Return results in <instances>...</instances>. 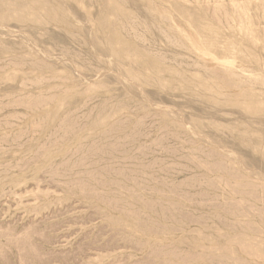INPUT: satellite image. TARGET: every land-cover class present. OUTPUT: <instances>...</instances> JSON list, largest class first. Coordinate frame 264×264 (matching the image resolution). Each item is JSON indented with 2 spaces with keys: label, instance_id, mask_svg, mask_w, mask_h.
Returning <instances> with one entry per match:
<instances>
[{
  "label": "rangeland",
  "instance_id": "obj_1",
  "mask_svg": "<svg viewBox=\"0 0 264 264\" xmlns=\"http://www.w3.org/2000/svg\"><path fill=\"white\" fill-rule=\"evenodd\" d=\"M0 119V264H264V0H0Z\"/></svg>",
  "mask_w": 264,
  "mask_h": 264
},
{
  "label": "bare ground",
  "instance_id": "obj_2",
  "mask_svg": "<svg viewBox=\"0 0 264 264\" xmlns=\"http://www.w3.org/2000/svg\"><path fill=\"white\" fill-rule=\"evenodd\" d=\"M233 1H234V0H233ZM24 3H26V2H24ZM235 4H236V3H235ZM26 6H27V5H26ZM36 8H37V7H36ZM32 9H33V7H32ZM35 10H36V9H35ZM29 12H30V11H29ZM34 12H35V11H34ZM30 13H31V12H30ZM236 14H237V13H236ZM244 17H245V16H244ZM237 18H238V17H237ZM24 19H25V18H24ZM21 23H22V22H21ZM8 32H9V31H8ZM11 52H12V51H11ZM5 53H6V52H5ZM5 53H4V54H5ZM8 54H9V53H8ZM6 55H7V54H6ZM13 55H14V54H13ZM16 57H17V56H16ZM18 57H19V56H18ZM9 59H11V58L9 57ZM26 63H27V62H26ZM29 63L31 64V62H29ZM14 64H15V62H14ZM24 64H25V63H24ZM32 64H33V63H32ZM18 65H19V64H18ZM26 65H27V64H26ZM19 66H20V65H19ZM32 66H34V65H32ZM18 68H19V67H18ZM218 68H220V67H218ZM221 68H222V67H221ZM205 70H206V69H205ZM207 71H208V70H207ZM230 71H231V70H230ZM224 74H225V73H224ZM229 75H230V74H229ZM101 77H102V76H101ZM98 79H99V78H98ZM216 79H217V77H216ZM44 81H45V80H44ZM93 81H94V80H93ZM240 84H241V83H240ZM232 86H233V85H232ZM74 92H75V91H74ZM16 93H17V92H16ZM40 93H41V92H40ZM12 94H13V93H12ZM12 94H11V95H12ZM19 94H20V93H19ZM22 94H23V92H22ZM41 94H42V93H41ZM53 94H54V93H53ZM53 94H50L49 96L52 97L51 95H53ZM73 94H74V93H73ZM26 95H27V94H26ZM32 95H33V94H32ZM55 95H56V94H55ZM57 95H58V94H57ZM69 95H70V94H69ZM24 96H25V94H24ZM30 96H31V95H30ZM41 96H43V95H41ZM41 96H40V100H41ZM26 97H27V96H26ZM55 97H57V96H55ZM58 97H59V96H58ZM60 97H61V96H60ZM18 98L21 99V97H18ZM43 98H44V97H43ZM53 98H54V97H53ZM16 99H17V98H16ZM16 99H14V101H16ZM30 99H32V98H30ZM36 99H37V98L35 97V100H36ZM47 99H49V98H47ZM47 99H46V100H47ZM51 99H52V98H50V100H51ZM55 99H56V98H55ZM55 99H54V100H55ZM57 99H58V98H57ZM61 99H62V97H61ZM17 100H18V99H17ZM42 100H43V99H42ZM50 100H48V101H50ZM62 100H63V99H62ZM85 100H86V99H85ZM19 101H20V100H19ZM37 101H38V100H37ZM44 101H45V99H44ZM48 101H47V103H48ZM58 101H59V100H58ZM60 101H61V100H60ZM27 102H29V101H27ZM30 102H31V101H30ZM51 102H52V101H51ZM84 102H85V101H84ZM84 102H83V103H84ZM20 103H21V102H20ZM20 103H19V104H20ZM33 103H34V102H33ZM36 103H37V102H36ZM47 103H46V104H47ZM19 104H18V105H19ZM25 104H26V103H25ZM28 104H29V103H28ZM38 104H39V101H38L37 105H38ZM43 104H44V103H43ZM85 104H86V102H85ZM31 105H32V104H31ZM31 105H28V106L30 107ZM35 105H36V104H35ZM39 105H40V104H39ZM47 105H48V104H47ZM56 105H57V104H56ZM14 106H16V105H14ZM23 106H24V105H23ZM32 106H34V104H33ZM41 106H42V105H41ZM50 106H51V105H50ZM52 106H53V105H52ZM52 106H51V107H52ZM9 107H10V106H9ZM24 107H25V106H24ZM26 107H27V105H26ZM44 107H45V105H44ZM55 107H56V106H55ZM55 107H54V108H55ZM35 108H36V106H35ZM80 108H81V107H80ZM96 109H97V108H96ZM98 109H99V108H98ZM6 110H7V109H6ZM29 110H30V109H29ZM36 110H37V108H36ZM31 111H32V110H31ZM37 111H38V110H37ZM39 111H40V110H39ZM46 111H47V110H46ZM46 111H45V112H46ZM75 111H76V110H75ZM32 112H33V111H32ZM41 113H42V112H41ZM41 113H40V114H41ZM49 113H50V115H51V112H49ZM49 113H48V114H49ZM38 114H39V113H38ZM87 115H88V114H87ZM89 116H90V115H89ZM15 118H16V117H15ZM83 118H84V117H83ZM87 118H88V117H87ZM68 119H69V118H68ZM84 119H85V118H84ZM0 120H1V119H0ZM15 120H16V119H15ZM70 120H71V119H70ZM126 120H127V119H126ZM63 121H64V120H63ZM37 124H38V123H37ZM62 125H64V124H62ZM109 125H110V124H109ZM121 125H123V124H121ZM33 126H34V125H33ZM70 126H71V125H70ZM112 126H113V125H112ZM117 127H118V126H117ZM117 127H116V128H117ZM30 128H31V126H30ZM67 128H68V125H67ZM111 128H112V127H111ZM74 129H75V128H74ZM31 130H32V129H31ZM34 130H35V129H34ZM69 130H71V128H70ZM80 130H81V129H80ZM64 131H65V130H64ZM72 131H73V132H76L75 130H72ZM107 132H108V131H107ZM56 133H57V132H56ZM20 134H21V133H20ZM22 134H23V133H22ZM73 134H74V133H73ZM104 134H105V133H104ZM55 135H56V134H55ZM61 135H62V134H61ZM74 135H75V134H74ZM49 136H50V135H49ZM65 136H66V135H65ZM102 136H103V135H102ZM132 137H133V136H132ZM93 138H94V137H93ZM99 138H102V137H99ZM99 138H98V139H99ZM78 139H79V138H77V141H78ZM15 140H16V139H15ZM17 140H18V138H17ZM47 140H48V138H47ZM60 140H61V138H60ZM107 140L109 141V137H108V139H106V141H107ZM27 141H28V140H27ZM77 141H76V142H77ZM96 141H97V140H96ZM100 141H101V140H100ZM108 141H107V142H108ZM97 142H99V141H97ZM102 142H103V139H102ZM102 142H100V143L102 144ZM109 142H110V141H109ZM56 143H57V142H56ZM79 143H80V142H79ZM151 143H152V142H151ZM151 143H150V144H151ZM51 144H52V142H51ZM54 144H55V142H54ZM54 144H52L53 147H54L55 145H58V144H55V145H54ZM68 144H69V143H68ZM95 144H96V143H95ZM105 144H106V143H105ZM112 144H113V143H112ZM116 144H117V143H116ZM103 145H104V144H103ZM18 146H19V145H18ZM50 146H51V145H50ZM68 146H70V145H68ZM87 146H88V145H87ZM90 146H91V145L89 144V147H90ZM96 146H97V145H96ZM96 146H95V147H96ZM104 146H105V145H104ZM116 146H119V144H117ZM116 146H115V147H116ZM159 146H160V145H159ZM40 147H41V146H40ZM40 147H39V149H40ZM43 147H44V146H43ZM89 147H88V148H89ZM92 147H93V146H92ZM95 147H94V149H95ZM101 147H102V146H101ZM119 147H120V146H119ZM44 148H46V147H44ZM64 148H65V147H64ZM81 148H82V147H81ZM88 148H86V149H88ZM20 149H21V148H20ZM48 149H50V148H48ZM58 149H60V148H58ZM76 149H77V147H76ZM90 149H91V148H90ZM36 150H37V149H36ZM60 150H61V149H60ZM67 150H68V149H66V151H67ZM199 150H200V149H199ZM68 151H69V150H68ZM77 151H79V150H77ZM87 151H88V150H87ZM94 151H95V150H94ZM104 151H105V150H104ZM146 151H147V150H146ZM197 151H198V150H197ZM202 151H203V150H202ZM81 152H82V150H81ZM99 152H101V151H99ZM109 152H110V151H109ZM139 152H141V151H139ZM143 152H144V151H143ZM151 152H152V151H151ZM200 152H201V151H200ZM35 153H36V152H35ZM35 153H34V154H35ZM61 153H63V152H61ZM61 153H60V154H61ZM65 153H66V152H65ZM67 153H68V152H67ZM87 153H88V152H87ZM94 153H95V152H94ZM94 153H93L92 155H94ZM103 153H104V152H103ZM103 153H102V154H103ZM110 153H111V152H110ZM120 153H122V152H120ZM165 153H166V151H165ZM36 154H37V153H36ZM42 154H43V153H42ZM50 154H51V152H50ZM84 154H86V151H85ZM90 154H91V151H90ZM107 154H108V153H107ZM125 154H126V153H125ZM151 154H152V153H151ZM170 154H171V153H170ZM38 155H39V154H38ZM47 155H48V154H47ZM100 155H101V154H100ZM108 155H109V156H112V155H110V154H108ZM127 155H128V154H127ZM205 155H206V154H205ZM49 156H50V155H49ZM53 156H55V155H53ZM85 156H86V155H85ZM90 156H91V155H90ZM38 157H40V156H38ZM46 157H47V156H46ZM51 157H52V156H51ZM55 157H56V156H55ZM55 157H54V158H55ZM70 157H71V156H70ZM145 157H146V156H145ZM206 157H207V156H206ZM36 158H37V157H36ZM109 158H110V157H109ZM128 158H130V157H128ZM24 159H25V158H24ZM80 159H81V158H80ZM104 159H105V158H104ZM106 159H108V158H106ZM106 159H105V161H108V160H106ZM111 159L114 160V158H111ZM111 159H110V160H111ZM196 159H197V157H196ZM214 159H215V158H214ZM33 160H35V159H33ZM69 160H70V159H69ZM102 160H103V159H102ZM128 160H129V159H128ZM210 160H211V159H210ZM94 161H95V160H94ZM97 161H99V160H97ZM111 161H112V160H111ZM111 161H110V162H111ZM114 161H115V160H114ZM134 161H135V160H134ZM32 162H33V161H32ZM139 162H140V161H139ZM152 162H154V161H152ZM152 162H151V163H152ZM198 162H199V161H198ZM25 163H26V162H25ZM63 163H64V162H63ZM80 163H82V162H80ZM89 163H90V162H89ZM154 163H155V162H154ZM16 164H17V163H16ZM20 164H21V163H20ZM46 164H48V163H46ZM65 164H66V163H65ZM90 164H91V163H90ZM90 164H89V165H90ZM112 164H113V163H112ZM140 164H141V163H140ZM143 164H144V163H143ZM155 164H156V163H155ZM204 164H207V163H204ZM52 165H53V164H52ZM67 165H68V164H67ZM78 165H79V163H78ZM91 165H92V164H91ZM103 165H104V164H103ZM152 165H153V164H152ZM213 165H214V164H213ZM217 165H220V164L218 163ZM40 166H42V165H40ZM59 166H60V165H59ZM79 166H80V165H79ZM94 166H97V165L94 164ZM113 166H114V165H113ZM141 166H144L143 168H146L148 165L146 166V164H145V165H142V164H141ZM145 166H146V167H145ZM198 166H199V165H198ZM208 166H209V167H208ZM208 166H206V167H208V168L211 167L210 165H208ZM221 166H222V165H221ZM46 167H47V165H46ZM56 167H57V166H56ZM65 167H66V165H65ZM86 167H88V166H86ZM90 167H91V166H90ZM100 167H101V165H100ZM133 167H134V166H133ZM139 167H140V165H139ZM157 167H158V166H157ZM206 167H205V169H207ZM218 167H220V166H218ZM25 168H26V167H25ZM106 168H107V167H106ZM110 168H111V167H110ZM110 168H107V169H110ZM165 168H166V167H165ZM35 169H37V168H35ZM38 169H40V168H38ZM42 169H44L43 166H42ZM57 169H58V168H57ZM93 169H94V168H92L91 170H93ZM95 169H96V168H95ZM104 169H105V168H103V170H104ZM107 169H106V170H107ZM123 169H124V168H123ZM141 169H142V168H141ZM199 169H200V168H199ZM211 169H212V168H211ZM221 169H222V168H221ZM223 169H225V168H223ZM223 169H222V170H223ZM232 169H233V168H232ZM51 170H52V169H51ZM69 170H70V169H69ZM116 170H117V169H116ZM116 170L113 169L112 172H115ZM207 170H208V172H209V169H207ZM49 171H50V169H49ZM93 171H94V170H93ZM100 171H101V170H100ZM121 171H122V170H121ZM123 171H124V170H123ZM203 171H204V170H203ZM216 171H217V170H216ZM223 171H225V170H223ZM50 172H52V171H50ZM53 172H54V171H53ZM57 172H58V171H57ZM89 172H90V171H89ZM91 172H92V171H91ZM91 172H90V173H91ZM109 172H111V171L109 170ZM124 172H125V171H124ZM172 172H173V171H172ZM210 172H211V171H210ZM217 172H218V171H217ZM227 172H228V171L226 170V174H229V173H227ZM90 173H89V174H90ZM92 173H93V172H92ZM100 173H101V172H100ZM103 173H104V171H103ZM107 173H108V172H107ZM117 173H118V172H117ZM213 173H214V172H213ZM219 173H220V172H219ZM221 173H222V172H221ZM50 174H51V173H50ZM64 174H65V173H64ZM226 174H225V175H226ZM52 175H53V174H52ZM87 175H88V174H87ZM93 175H94V174H93ZM109 175H110V174H109ZM114 175H115V174H114ZM116 175H117V174H116ZM116 175H115V176H116ZM125 175H126V174H125ZM166 175H167V174H166ZM221 175H222V174H221ZM231 175H233V174H231ZM58 176H59V175H58ZM90 176H91V175H89L88 177L90 178ZM97 176H98V175H97ZM97 176H96V177H97ZM99 176H100V175H99ZM99 176H98V177H99ZM105 176H106V175H105ZM118 176H121V174L118 175ZM122 176H124V174H123ZM226 176L229 177L230 174H229V175H226ZM237 176H238V175H237ZM59 177H60V176H59ZM69 177H70V176H69ZM75 177H76V176H75ZM100 177H102V175H101ZM125 177H126V176H125ZM136 177H137V176H136ZM233 177H234V176H233ZM92 178H94V177L92 176ZM103 178H104V175H103ZM123 178H124V177H123ZM146 178H148V177H146ZM230 178L232 179V177H230ZM234 178H235V177H234ZM242 178H243V177H242ZM101 179H102V178H101ZM104 179H105V178H104ZM107 179H108V181H109V178H107ZM112 179H113V178H112ZM198 179H199V178H198ZM206 179H207V178H206ZM208 179H210V178H208ZM214 179L218 180L217 178H214ZM221 179H222V178H221ZM223 179H224V178H223ZM239 179H240V177H238V180H239ZM81 180L83 181V179H81ZM90 180H91V179H90ZM92 180H93V179H92ZM131 180H132V179H131ZM153 180H154V179H153ZM219 180H220V178H219ZM219 180H218V181H219ZM235 180H236V179H235ZM86 181H87V180H86ZM94 181H95V180H94ZM99 181H100V180H99ZM101 181H102V180H101ZM101 181H100V182H101ZM113 181L116 182L114 179H113ZM134 181H136V180L134 179ZM210 181H212V180H210ZM224 181H226V180H224ZM78 182H79V181H78ZM80 182H81V181H80ZM88 182H89V181H88ZM96 182H97V181H96ZM104 182H105V181H104ZM111 182H112V181H111ZM118 182H121V181L118 180ZM143 182H144V181H143ZM207 182H208V181H207ZM212 182H213V181H212ZM222 182H223V181H220V183H222ZM247 182H248V181H247ZM44 183H45V182H44ZM82 183H83V182H82ZM109 183H110V182H109ZM109 183H107V184L109 185ZM145 183H146V182H145ZM161 183H162V182H161ZM208 183H209V182H208ZM210 183H211V182H210ZM214 183H215V182H214ZM214 183H211V184H213V186H214V185H215ZM223 183H224V182H223ZM240 183H241V182H240ZM243 183H245V182H243ZM35 184H36V183H35ZM57 184H58V183H57ZM68 184H69V182H68ZM79 184H80V183H79ZM100 184H101V183H100ZM112 184H113V183H112ZM119 184H120V183H119ZM156 184H157V183H156ZM158 184H159V183H158ZM162 184H163V183H162ZM60 185H61V184H60ZM83 185H85V183H84ZM88 185H89V183H88ZM110 185H111V183H110ZM164 185H165V183H164ZM175 185H176V184H175ZM200 185H201V184H200ZM243 185H246V184H243ZM254 185H255V184H254ZM90 186H91V184H90ZM90 186H89V187H90ZM112 186H113V185H112ZM115 186H117V185H115ZM157 186L160 188V185H157ZM161 186H162V185H161ZM169 186H170V185H169ZM230 186H232V185H230ZM249 186H250V185H248V187H249ZM257 186H258V185H257ZM259 186H260V185H259ZM79 187H81V186H79ZM89 187H88V188H89ZM125 187H126V186H125ZM207 187H208V186H207ZM217 187H218V186H217ZM236 187H237V186H236ZM262 187H264V186H262ZM82 188H83V187H82ZM90 188H91V187H90ZM93 188H94V187H93ZM117 188H118V187H117ZM126 188H128V187H126ZM139 188H140V187H139ZM159 188H158V189H159ZM171 188H172V187H171ZM238 188H239V187H238ZM253 188H254V186H253ZM260 188H261V187H260ZM42 189H44V188H42ZM121 189H122V188H121ZM124 189H125V188H124ZM146 189H147V187H146ZM162 189H163V188H162ZM208 189H209V188H208ZM83 190H84V189H83ZM83 190H81V191L83 192ZM168 190H169V189H168ZM235 190H236V189H235ZM21 191H22V190H21ZM130 191H131V190H130ZM132 191H133V190H132ZM170 191H171V190H170ZM34 192H35V191H34ZM110 192H111V191H110ZM126 192H127V191H126ZM150 192H151V191H150ZM156 192H158V191H156ZM163 192H164V191H163ZM168 192H169V191H168ZM70 193H71V192H70ZM80 193H81V192H80ZM80 193H79V194H80ZM158 193H159V192H158ZM161 193H162V192H161ZM169 193H170V192H169ZM171 193H172V192H171ZM245 193H246V192H245ZM250 193H251V192H250ZM250 193H249V194H250ZM111 194H112V193H111ZM116 194H117V193H116ZM134 194H135V193H134ZM165 194H166V193H165ZM167 194H168V193H167ZM112 195H113V194H112ZM128 195H129V194H128ZM130 195H131V194H130ZM172 195H173V194H172ZM246 195H247V194H246ZM251 195H252V194H251ZM251 195H250V196H251ZM262 195H263V194H262ZM262 195H261V196H262ZM120 196H121V195H120ZM134 196H135V195H134ZM141 196H142V195H141ZM129 197H130V196H129ZM136 197H137V196H136ZM139 197H140V196H139ZM185 197H186V196H185ZM185 197H184V198H185ZM252 197H253V196H252ZM255 197H256V196H255ZM121 198H122V197H121ZM130 198H131V197H130ZM140 198H141V197H140ZM140 198H139V199H140ZM144 198H145V197H144ZM257 198H258V197H257ZM257 198H256V199H257ZM82 199H83V198H82ZM111 199H113V198H111ZM137 199H138V198H137ZM258 199H260V198H258ZM263 199H264V198H263ZM109 200H110V199H109ZM115 200H116V199H115ZM120 200H121V199H120ZM134 200H135V199H134ZM142 200H145V199L142 198ZM104 201H106V200H104ZM110 201H112V200H110ZM125 201H126V200H125ZM128 201H129V200H128ZM31 202H33V201H31ZM102 202H103V201H102ZM150 202H152V201H150ZM150 202H149V203H150ZM261 202H262V201H261ZM0 203H1V202H0ZM105 203H106V202H105ZM107 203H108V202H107ZM111 203H112V202H111ZM121 203H122V202H121ZM123 203H124V201H123ZM126 203H127V202H126ZM126 203H124V204H126ZM143 203H144V202H143ZM154 203H156V202L154 201L153 204H154ZM129 204H131V203H129ZM141 204H142V203H141ZM229 204H230V203H229ZM233 204H234V202H233ZM104 205H105V204H104ZM127 205H128V204H127ZM142 205H144V204H142ZM150 205H151V204H150ZM154 205L156 206V204H154ZM176 205H177V204H176ZM111 206H112V205H111ZM111 206H110V207H111ZM113 206H114V205H113ZM118 206H119V205H118ZM121 206H122V205H121ZM134 206H136V205H134ZM145 206H147L146 203H145ZM148 206H149V204H148ZM148 206H147V207H148ZM152 206H153V205H152ZM155 206H154V207H155ZM227 206H228V205H227ZM123 207H124V206H123ZM147 207H146V208H147ZM150 207H151V206H150ZM237 207H239V206H237ZM125 208H126V207H125ZM131 208H132V207H131ZM215 208H216V207H215ZM127 209H128V208H127ZM137 209H138V208H137ZM151 209H152V208H151ZM177 209H178V208H177ZM236 209H237V208H236ZM115 210H116V209H115ZM124 210H126V209H124ZM124 210H123V211H124ZM130 210H131V209H130ZM121 211H122V209H121ZM131 211H132V210H131ZM134 211H135V210H134ZM56 212H57V211H56ZM69 212H70V211H69ZM69 212H68V213H69ZM135 212H136V211H135ZM137 212H138V211H137ZM139 212H141V211L139 210ZM228 212H229V211H228ZM126 213H127V212H125V214H126ZM129 213H130V212H129ZM262 213H263V212H262ZM131 214H133V213L131 212ZM131 214H130V216H131ZM155 214H156V213H155ZM237 214H239V213H237ZM128 215H129V214H128ZM135 215H136V216H139V215H137V214H134V216H135ZM257 215H260V214H257ZM136 216H135V217H136ZM154 216H155V215H154ZM62 217H63V216H62ZM263 217H264V216H263ZM56 218H57V217H56ZM138 218H139V217H138ZM46 219H47V218H46ZM148 219H149V218H148ZM43 221H44V220H43ZM122 221H123V220H122ZM151 221H152V220H151ZM30 222H31V221H30ZM38 222H40V221H37V223H38ZM123 222H124V221H123ZM124 223H125V222H124ZM149 223H150V222H149ZM153 223H154V222H153ZM28 225H29V224H28ZM35 225H36V223H35ZM139 225H140V224H139ZM154 225H155V224H154ZM143 226H144V224H143ZM136 227H137V226H136ZM141 227H142V225H141ZM250 227H251V226H250ZM29 228H30V227H29ZM51 228H52V227H51ZM143 228L146 229V227H143ZM159 228H160V227H159ZM139 229H140V228H139ZM140 230H141V229H140ZM150 230H151V229H150ZM175 230H176V229H175ZM32 232H34V231H32ZM138 232H139V230H138ZM141 232H142V231H141ZM143 232H144V230H143ZM251 232H252V231H251ZM8 233H9V232H8ZM148 233H149V232H148ZM155 234H156V233H155ZM0 235H1V234H0ZM18 235H19V234H18ZM30 235H31V234H30ZM32 235H33V234H32ZM114 235H115V234H114ZM150 235H151V234H150ZM15 236H16V235H15ZM0 237H1V236H0ZM38 237H39V236H38ZM22 239H23V238H22ZM27 239H28V237H27ZM151 239H152V238H151ZM29 240H30V239H29ZM30 241H31V240H30ZM148 241H150V240H148ZM28 242H29V241H28ZM23 243H24V242H23ZM151 244H152V243H151ZM23 245H24V244H23ZM140 245H141V244H140ZM162 245H163V244H162ZM25 246H26V245H25ZM150 246H151V245H150ZM152 246H153V245H152ZM32 247H33V246H32ZM167 247H168V246H167ZM22 248H23V247H22ZM125 248H126V247H125ZM127 248H128V247H127ZM134 248H135V247H134ZM154 248H155V247H154ZM161 248H162V247H161ZM34 249H35V248H34ZM157 249H159V247H158ZM162 249H163V248H162ZM164 249H166V247H165ZM164 249H163V250H164ZM23 250H24V249H23ZM160 250H161V249H160ZM160 250H159V251H160ZM227 250H228V248H227ZM151 251H152V250H151ZM154 251H156V250H154ZM161 251H162V250H161ZM161 251H160V253H161ZM164 251H165V250H164ZM167 252H168V251H167ZM36 253H37V252H36ZM154 253H155V252H154ZM164 253H165V252H164ZM4 254H5V253H4ZM34 254H35V253H34ZM37 254H38V253H37ZM147 255H148V254H147ZM158 255H159V254H158ZM38 256H39V255H38ZM162 256H164V255H162ZM169 256H170V255H169ZM39 257H40V256H39ZM196 257H197V256H196ZM34 258H35V257H34ZM36 258H37V257H36ZM151 258H152V257H151ZM176 258H177V257H176ZM179 258H180V257H179ZM232 258H233V257H232ZM232 258H230V259L232 260ZM147 259H148V258H147ZM160 259H161V258H160ZM111 261H112V260H111ZM190 261H191V260H190ZM219 261H220V260H219ZM117 263H118V262H117ZM131 263H132V262H131ZM257 263H258V262H257ZM123 264H124V263H123ZM132 264H133V263H132ZM156 264H157V263H156ZM160 264H161V263H160ZM259 264H260V263H259Z\"/></svg>",
  "mask_w": 264,
  "mask_h": 264
}]
</instances>
